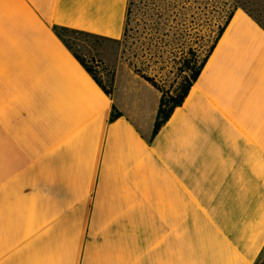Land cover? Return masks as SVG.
<instances>
[{
	"label": "crops",
	"instance_id": "obj_1",
	"mask_svg": "<svg viewBox=\"0 0 264 264\" xmlns=\"http://www.w3.org/2000/svg\"><path fill=\"white\" fill-rule=\"evenodd\" d=\"M127 4L0 0V264H258L264 28L237 8L152 135L159 91L106 94L51 29L119 39Z\"/></svg>",
	"mask_w": 264,
	"mask_h": 264
},
{
	"label": "rangeland",
	"instance_id": "obj_2",
	"mask_svg": "<svg viewBox=\"0 0 264 264\" xmlns=\"http://www.w3.org/2000/svg\"><path fill=\"white\" fill-rule=\"evenodd\" d=\"M245 4L250 13L264 24V0H246ZM136 5L128 25L129 31L127 37L122 35L116 41L80 34H69L67 35V40L73 50L93 69L105 87H111L113 71L117 65L129 67V63H133L136 67L144 69V74L154 76L158 82H163L162 84L165 88L173 91L180 81V76L177 74L175 64L166 61H168V57L171 55L169 48L179 40L175 42L170 40L168 46L161 44L159 48H153L152 51H145L141 54L137 37L140 32L138 22L140 20L142 5L139 0H136ZM211 8L209 4H207V8H199L201 9V14L199 15L200 22L193 25L196 34H193L191 39L194 47H196L198 58L202 57L207 45L210 43L217 23L222 21ZM134 42H136L135 47ZM133 53H135V57H133ZM133 83L135 88L139 89L142 97L152 102L155 101V96L153 98L151 95V93H155L152 89L150 90L144 84L140 86L136 81H133ZM262 259L261 257L260 261Z\"/></svg>",
	"mask_w": 264,
	"mask_h": 264
},
{
	"label": "trees",
	"instance_id": "obj_3",
	"mask_svg": "<svg viewBox=\"0 0 264 264\" xmlns=\"http://www.w3.org/2000/svg\"><path fill=\"white\" fill-rule=\"evenodd\" d=\"M142 5V9L149 5L150 0H139ZM173 3H177L178 0H172ZM246 0H244V3ZM202 3L209 4L212 8V11L216 13L217 17H220L222 21L217 23L216 29L214 31V35L210 40V43L207 45L204 54L202 57L198 58L196 53V47L192 42L193 34H196L195 27L192 26L191 29L185 34L182 40H179L175 45L169 48V53L171 54L168 57V61L175 64V68L177 70L178 76H180V81L177 87L172 91L169 88H165L162 84L163 82H158L154 76H149L144 74L149 78L148 82L151 86L157 89L160 93L158 107L153 123L152 128V135H154L158 129L166 122V120L171 115L173 109L181 105L185 96L187 95L189 88L193 81L197 78L199 72L201 71L208 55L213 50L217 40L219 39L221 33L225 29L226 25L228 24L229 20L231 19L234 11L239 8L237 7L233 10L234 0H202ZM136 0H128L127 4V11H126V18H125V26L123 31V36H128V25L131 20V15L134 12V7H136ZM201 8V7H200ZM243 9V8H242ZM179 10V6L177 7ZM201 9H199L198 15L201 13ZM249 15L255 18L247 8L246 11ZM255 20L262 25V23L255 18ZM195 25V24H194ZM264 28V27H263ZM53 33L59 38V40L65 45V47L71 52V54L75 57V59L81 64V66L88 72V74L92 77V79L96 82V84L106 93L109 94L110 90L106 88L99 77L94 73L93 69L84 61V59L77 54L75 50L70 46L67 35L69 34H80L84 36L94 37V38H102L108 40H116L117 39H109L107 37H102L93 33H89L86 31L73 29L61 25L53 24L51 26ZM159 50V49H158ZM159 52V51H158ZM164 63V61H162ZM103 85V87L101 86ZM118 113H120L116 108L115 110L112 108L110 113V119L113 120L117 118ZM264 253L262 255V261H259L258 264H264Z\"/></svg>",
	"mask_w": 264,
	"mask_h": 264
},
{
	"label": "snow or ice",
	"instance_id": "obj_4",
	"mask_svg": "<svg viewBox=\"0 0 264 264\" xmlns=\"http://www.w3.org/2000/svg\"><path fill=\"white\" fill-rule=\"evenodd\" d=\"M178 6L179 10H177ZM178 6L172 0H150L149 5L141 10L138 22L140 32L137 37L141 54L145 51H152L153 48H159L161 44L168 46L170 40L173 42L182 40L191 27L200 22L199 8H207V4L202 3V0H178ZM237 7L247 11L244 0H234L233 10ZM261 26L264 27V24ZM135 46L136 42H134ZM89 55L91 54L89 53ZM133 57H135V53H133ZM129 68L132 69V72L124 74L125 80L132 75L137 77V84L140 82L139 78L149 81V78L144 76V69L136 67L133 63H129ZM101 86L103 87V85ZM117 87L119 88V85ZM151 95L154 98L155 93H151ZM112 98L114 110L117 103L121 108H126V112L118 113V115H127L132 111L131 99H126L124 90H118Z\"/></svg>",
	"mask_w": 264,
	"mask_h": 264
}]
</instances>
